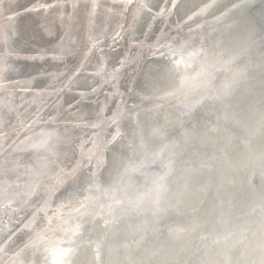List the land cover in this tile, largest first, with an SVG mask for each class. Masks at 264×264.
Here are the masks:
<instances>
[{"label": "bare ground", "instance_id": "6f19581e", "mask_svg": "<svg viewBox=\"0 0 264 264\" xmlns=\"http://www.w3.org/2000/svg\"><path fill=\"white\" fill-rule=\"evenodd\" d=\"M39 1L57 3L0 5V81H19L0 86L6 264H264V0H169L164 29L167 0L126 18ZM118 22L119 49L80 67ZM36 108L44 124L12 137Z\"/></svg>", "mask_w": 264, "mask_h": 264}, {"label": "water", "instance_id": "95a60500", "mask_svg": "<svg viewBox=\"0 0 264 264\" xmlns=\"http://www.w3.org/2000/svg\"><path fill=\"white\" fill-rule=\"evenodd\" d=\"M3 1L4 0H0V5L3 3ZM133 2H134V0H114V4L118 5V9H117L118 17L126 18L127 13H129V8H130L129 5L132 4ZM164 3H165V1H164ZM164 3L159 8V11L157 12L158 14H161V17H158V18L162 19V22L160 24V26L163 27L162 29H164L165 26L167 27L165 16L168 15V12H169L170 6H171V5H168L169 4V0H167V3H165V4ZM37 5L42 6L41 1H39ZM2 13H4V11L0 12V16L2 15ZM154 15H156V12L151 11L150 18H148V19H152ZM195 15H198V13H196ZM123 26H124V23L118 22V24L116 23V25L114 26V29H113V31H111L109 36L107 35L105 38H103L101 36H98L96 38H94V37L90 38V42H87L86 45L84 46L83 53H82L83 58L80 61L81 63L79 62L80 64H82V66L81 65H79V66L80 67H84V68H87L88 66H91L94 69H96L95 66L94 65L92 66V64H90V62H89V60H90L92 55L99 56L98 51H103V50H106V49L107 50L110 49L109 51H115L116 49H119V47L123 43V39H124V33L125 32H124ZM166 38H168V37L166 36ZM169 38H172V39H170L171 42L175 41V37H172V36L170 37L169 36ZM168 41L165 42L164 45H170L171 42H168ZM131 46H134V45L131 44ZM49 55L52 56L53 54L50 53ZM129 56H131V53H129V52L128 53H124V58H127ZM122 61L123 60H119L118 63H121ZM125 62H126V60L123 61L124 64H125ZM126 64H127V62H126ZM101 65H98L97 69L101 68ZM94 69L88 70L86 73L95 75ZM116 69H120V66H118V68H116ZM16 83H19L18 79L2 80V81H0V86H8V85L16 84ZM62 86H63V84H60L59 85V89L62 90ZM102 86L104 87L103 84H102ZM16 90L18 92H24V91H29L30 89L26 88V87H24V88L18 87ZM56 90H58V89H56ZM88 91H89V93H93L94 91L98 92L99 91L98 85H96V87L94 85L89 87ZM74 93H82V92L76 91ZM103 94H105V92ZM41 114H42L41 108L34 109L31 112V114L28 116V118L25 119V121L23 123L15 125L13 130L11 132H9V133H11L12 137L14 135L20 136L21 134H18L19 132L25 133V132H27L29 129H31L34 126H40V125L44 124V122L40 120ZM62 122H67V119L63 120ZM10 141H11V139L9 141H7V143H9ZM3 146H4V150H6L8 148L7 145H5V144ZM94 156H95V154H93L91 156V158L88 161V164L86 165V166L89 165V167L92 168L93 172L96 171L95 170V168H96L95 165H97V162H96L97 158L96 157L94 158ZM181 173H182V170L179 171L175 175V180H178L179 178H181ZM58 178L59 177L56 176V181H57ZM59 182H60V180H59ZM7 217H10V216L7 215L6 218ZM222 234H220V235H222ZM214 235H216V234H214ZM8 241L9 240H4L0 244V257H4V256L6 257L2 264H6V262L9 261L18 252V251L17 252L14 251L13 253L11 251L9 253L4 252L5 245L8 243ZM19 246L23 247L24 245L19 244L18 247ZM68 260H69V255H68V257H66L64 262H62V264H67Z\"/></svg>", "mask_w": 264, "mask_h": 264}, {"label": "snow or ice", "instance_id": "6c2138e0", "mask_svg": "<svg viewBox=\"0 0 264 264\" xmlns=\"http://www.w3.org/2000/svg\"><path fill=\"white\" fill-rule=\"evenodd\" d=\"M64 6H65V5H64V0H57V3H55V4H53V5H42L41 7L45 8V9L47 10V9H49V8H55V7H59V8H61V9H63ZM76 6H77V5H76L75 3L72 4V7H73V8H75ZM95 7H96V5H95V2H94L93 15L95 14ZM32 10H35V9H32ZM60 16H61V18H63V16H64V12H63V11H61ZM46 30L49 31V34H52L50 30H48V29H46ZM53 58H54V59H58L59 57L54 56ZM81 66H82V65H81ZM74 74H75V75H78L79 72L77 71V72L74 73Z\"/></svg>", "mask_w": 264, "mask_h": 264}, {"label": "rangeland", "instance_id": "374dc122", "mask_svg": "<svg viewBox=\"0 0 264 264\" xmlns=\"http://www.w3.org/2000/svg\"><path fill=\"white\" fill-rule=\"evenodd\" d=\"M56 147H57L56 144L54 145V147L51 145V148H52V149H56ZM28 212H29V211H28ZM26 214H27V212H25V217H26ZM27 216H28V214H27ZM31 217H32V215H31Z\"/></svg>", "mask_w": 264, "mask_h": 264}]
</instances>
